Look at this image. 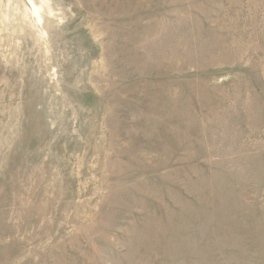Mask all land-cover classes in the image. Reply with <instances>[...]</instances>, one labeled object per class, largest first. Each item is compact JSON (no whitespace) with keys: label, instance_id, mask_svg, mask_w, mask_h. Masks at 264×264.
Here are the masks:
<instances>
[{"label":"rangeland","instance_id":"obj_1","mask_svg":"<svg viewBox=\"0 0 264 264\" xmlns=\"http://www.w3.org/2000/svg\"><path fill=\"white\" fill-rule=\"evenodd\" d=\"M0 264H264V0H0Z\"/></svg>","mask_w":264,"mask_h":264}]
</instances>
